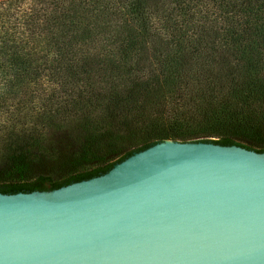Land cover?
Listing matches in <instances>:
<instances>
[{
  "label": "trees",
  "instance_id": "obj_1",
  "mask_svg": "<svg viewBox=\"0 0 264 264\" xmlns=\"http://www.w3.org/2000/svg\"><path fill=\"white\" fill-rule=\"evenodd\" d=\"M166 140L264 152V0H0V194Z\"/></svg>",
  "mask_w": 264,
  "mask_h": 264
},
{
  "label": "water",
  "instance_id": "obj_2",
  "mask_svg": "<svg viewBox=\"0 0 264 264\" xmlns=\"http://www.w3.org/2000/svg\"><path fill=\"white\" fill-rule=\"evenodd\" d=\"M0 264H264V152L166 140L97 177L0 194Z\"/></svg>",
  "mask_w": 264,
  "mask_h": 264
},
{
  "label": "rangeland",
  "instance_id": "obj_3",
  "mask_svg": "<svg viewBox=\"0 0 264 264\" xmlns=\"http://www.w3.org/2000/svg\"><path fill=\"white\" fill-rule=\"evenodd\" d=\"M189 103V102H188ZM186 104H187V102H186ZM180 105V104H179ZM192 106V105H191ZM162 107H164L163 109H167V111L169 112L170 111V109H172L173 107H175V103H174V101H173V99H168L167 101H165L164 102V104H163V106ZM167 113V112H166ZM193 113L194 114H196V112H194V110H193V107H189V108H187L186 110H184L183 111V116L185 117V118H188V117H190V116H192L193 115ZM169 116H172V115H169ZM182 116V115H181ZM182 116V117H183ZM183 117V118H184ZM51 120V119H50ZM49 120V121H50ZM54 120V121H53ZM56 120V118H54L53 117V119L51 120V121H53V122H55V123H62L61 121H55ZM94 120V119H93ZM94 122H96V121H94ZM181 122H183V121H181ZM184 122H186V121H184ZM188 122H190V121H188ZM79 123V121H63V125H67L69 128H71V127H75L77 124Z\"/></svg>",
  "mask_w": 264,
  "mask_h": 264
}]
</instances>
